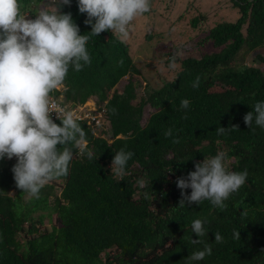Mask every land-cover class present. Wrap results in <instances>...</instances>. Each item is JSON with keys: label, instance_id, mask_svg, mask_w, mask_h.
Here are the masks:
<instances>
[{"label": "trees", "instance_id": "obj_1", "mask_svg": "<svg viewBox=\"0 0 264 264\" xmlns=\"http://www.w3.org/2000/svg\"><path fill=\"white\" fill-rule=\"evenodd\" d=\"M40 1L20 0L21 11L34 18L37 10L31 5ZM157 1L151 0V7ZM229 1L239 12L236 20L215 23L199 40L216 51L179 56L174 73H159L158 87L148 88L135 103L141 71L126 41L110 31L89 40L91 65L80 72L70 69L62 91L66 101L83 102L90 94L107 100L109 139L94 136L81 123L94 158L73 149L68 175L49 182L38 199L24 201L15 185V162L0 160V264H264V128L253 123V132L244 121L251 105L264 101V0ZM62 11L72 14L81 34H89L91 25L85 24L87 14L79 12L78 0ZM201 19L192 16L190 25ZM251 51L256 58L245 64L243 56ZM124 75L122 90L108 96ZM197 77L199 87L194 88ZM183 99L190 101L188 109H181ZM146 104L152 111L144 114ZM232 125L239 128L231 130ZM218 127L227 129L218 135ZM169 128L173 136L165 137ZM122 147L134 156L120 180L111 171ZM221 150L227 152L230 170H247L246 183L224 210L207 200L179 206L177 178ZM195 219L204 221L207 235L201 238L204 243L194 245L192 238L199 239L191 229ZM217 232L222 243L215 241ZM205 244L212 254L192 261L191 253Z\"/></svg>", "mask_w": 264, "mask_h": 264}, {"label": "clouds", "instance_id": "obj_2", "mask_svg": "<svg viewBox=\"0 0 264 264\" xmlns=\"http://www.w3.org/2000/svg\"><path fill=\"white\" fill-rule=\"evenodd\" d=\"M71 2L49 0L32 18L29 11H25L27 14L21 11L20 0H0V160L6 157L15 162L12 167L15 185L37 199L49 182L68 175L73 149H78L80 155L86 153L88 159L94 158L81 123L96 137L110 132L107 100L100 102L97 94H90L83 102L64 99L62 90L70 69L80 72L91 65L87 44L92 37L110 31L125 42L134 21L151 10V0H78L79 12L87 14L85 24L91 25L89 34H81L72 14L62 11ZM179 55L177 50L168 57L169 69L176 68ZM117 84L108 96L117 91L114 90ZM193 87H199V77ZM54 91L58 92L56 96L52 94ZM189 105L188 99L181 100V109H188ZM251 106L252 111L245 114L244 121L254 132L253 123L264 128V101ZM238 128L239 125H232L231 130ZM226 129L218 127L217 134H224ZM164 135L172 137L173 129H167ZM173 142L179 143V139L174 138ZM133 156L134 152L126 151L125 147L119 149L112 161L111 174L123 180ZM247 177L246 169L239 172L229 169L226 151L206 156L195 163L194 171L177 178V187L182 190L179 206L200 205L207 200L224 210L225 202L240 190ZM139 184L144 187L142 179ZM191 229L199 237L192 238L191 243H204L201 239L207 235L204 221L195 219ZM234 238H240V231L234 232ZM215 241L223 242L219 232L215 233ZM211 254L212 248L205 244L204 250L191 253L190 259L201 261Z\"/></svg>", "mask_w": 264, "mask_h": 264}, {"label": "rangeland", "instance_id": "obj_3", "mask_svg": "<svg viewBox=\"0 0 264 264\" xmlns=\"http://www.w3.org/2000/svg\"><path fill=\"white\" fill-rule=\"evenodd\" d=\"M48 3L49 0H41L37 4L33 3L31 7H35L38 11L40 7L47 6ZM27 13L24 12V14ZM178 14H181L179 18H177ZM194 15H198L200 19L204 18L201 19L202 22L199 21L195 27H192L190 18ZM238 16V10L232 6L229 0H173L172 3L158 0L152 3L150 12L134 21L126 40L128 52L141 71V75L138 76L139 81L135 86L133 103L145 98L148 88L158 87L159 73L170 76L174 73L175 69H169L167 66L169 51L179 50L181 58L188 55L200 57L205 51H216L211 43L207 42L202 46L199 44V40L203 38L206 30L215 23L223 20L235 21ZM33 17L35 18V15ZM199 32L200 34H198ZM148 34H151L152 37L147 38ZM240 53L236 57L238 61L242 58ZM255 55L256 51L247 52L242 61L249 64L256 58ZM178 66L179 61L176 68ZM126 80L127 75L120 79L114 90H122ZM96 106L97 104L93 107ZM144 108V114L147 113V110L152 111L148 104ZM105 137L109 139L108 135ZM57 191L58 195L60 189ZM14 193V190L10 191L11 195ZM22 196L24 201L29 197L27 193ZM45 225L49 226L47 220H45Z\"/></svg>", "mask_w": 264, "mask_h": 264}]
</instances>
